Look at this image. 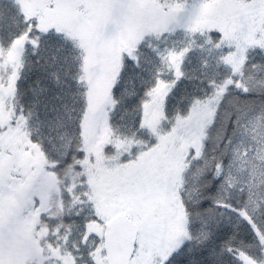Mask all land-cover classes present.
I'll list each match as a JSON object with an SVG mask.
<instances>
[{
  "label": "snow or ice",
  "instance_id": "obj_1",
  "mask_svg": "<svg viewBox=\"0 0 264 264\" xmlns=\"http://www.w3.org/2000/svg\"><path fill=\"white\" fill-rule=\"evenodd\" d=\"M0 264H264V0H0Z\"/></svg>",
  "mask_w": 264,
  "mask_h": 264
}]
</instances>
